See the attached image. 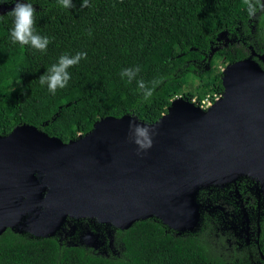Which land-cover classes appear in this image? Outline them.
I'll list each match as a JSON object with an SVG mask.
<instances>
[{
	"label": "trees",
	"instance_id": "trees-1",
	"mask_svg": "<svg viewBox=\"0 0 264 264\" xmlns=\"http://www.w3.org/2000/svg\"><path fill=\"white\" fill-rule=\"evenodd\" d=\"M24 2L36 9V33L50 43L43 53L12 43L16 0H0V136L30 126L68 142L100 118L131 115L152 124L176 97L200 105L223 93L213 51L222 50L227 64L250 58L262 65L264 58V10L249 16L244 0H88V7L72 0L71 8L59 0ZM78 52L87 58L68 69L67 87L52 94L41 85L39 77L62 55ZM137 67L136 80L121 77ZM140 79L149 87L159 80L148 101L137 87ZM236 181L252 187L251 198L259 192L250 205L257 231L255 245L229 258L214 253L202 235L212 222L205 213L193 232H174L154 219L117 229L119 257L60 244L23 222L0 234V264H264V187L247 176ZM212 192L203 193L209 209Z\"/></svg>",
	"mask_w": 264,
	"mask_h": 264
},
{
	"label": "water",
	"instance_id": "water-1",
	"mask_svg": "<svg viewBox=\"0 0 264 264\" xmlns=\"http://www.w3.org/2000/svg\"><path fill=\"white\" fill-rule=\"evenodd\" d=\"M221 84L223 94L205 110L180 96L153 124L130 115L106 117L89 136L69 143L16 127L0 138V234L19 221L9 214H16L12 200L24 189L32 191L16 210L44 205L47 232L36 230L47 236L66 216L95 217L125 230L155 215L177 232L193 231L198 187L223 186L241 176L264 187V70L245 58L227 66ZM130 120L156 131L153 146L140 154L128 140ZM18 128L25 135L16 136ZM37 170L47 187L43 201ZM168 196L176 205L161 209Z\"/></svg>",
	"mask_w": 264,
	"mask_h": 264
},
{
	"label": "rangeland",
	"instance_id": "rangeland-1",
	"mask_svg": "<svg viewBox=\"0 0 264 264\" xmlns=\"http://www.w3.org/2000/svg\"><path fill=\"white\" fill-rule=\"evenodd\" d=\"M4 10L1 7L0 14ZM223 54L222 50L217 49L211 55L217 69L221 72L229 65L224 62ZM251 188L248 185H241V181L236 180L232 182L229 188L221 186L218 189L220 195L218 194L214 198L211 208L203 212L208 215L217 209V213L210 214L212 222L203 229L202 235L205 236L214 253L219 256L229 258L236 253L243 252L247 246H252L255 242L257 227L250 205L256 206V198L259 192L253 195L256 198H251L249 191ZM255 190L257 191V189ZM62 224L54 232L60 231L63 228ZM65 228L67 231L58 236L60 240L72 232V228ZM91 232L84 226L79 228L77 243L73 245L88 247L104 257H119L121 255V249L111 230L105 233L104 238L95 232Z\"/></svg>",
	"mask_w": 264,
	"mask_h": 264
},
{
	"label": "clouds",
	"instance_id": "clouds-1",
	"mask_svg": "<svg viewBox=\"0 0 264 264\" xmlns=\"http://www.w3.org/2000/svg\"><path fill=\"white\" fill-rule=\"evenodd\" d=\"M63 8L73 7L72 0H59ZM245 10L249 16H255L258 10H264V0H244ZM88 0H82L81 7H88ZM14 18V26L10 32L12 43H18L22 46H31L32 48L45 52L50 43L48 37H42L35 30L36 9L30 3L24 0H16L10 13ZM91 35V33H89ZM87 58L86 52H78L75 55H62L56 64H53L48 72L39 77L41 85H47L48 90L55 94L58 89L67 87L71 79L68 69L80 63ZM140 69L128 68L121 72V77H127L129 83L136 80ZM137 87L142 91L143 100L148 101L152 95L155 86L159 80L152 81V87H149L143 79L137 80ZM156 131L153 128L140 125L133 120L128 124V140L137 147V154L147 151L153 146V138Z\"/></svg>",
	"mask_w": 264,
	"mask_h": 264
},
{
	"label": "flooded vegetation",
	"instance_id": "flooded-vegetation-1",
	"mask_svg": "<svg viewBox=\"0 0 264 264\" xmlns=\"http://www.w3.org/2000/svg\"><path fill=\"white\" fill-rule=\"evenodd\" d=\"M262 65H259V67L264 70V58H262ZM223 94V93H222ZM221 94V95H222ZM220 95V96H221ZM183 98V97H182ZM185 101H188L187 99L183 98ZM194 105H196L197 107H199L201 110H205L201 103L200 105L196 104L195 101H188ZM166 113L162 114L165 115ZM131 116V115H130ZM132 117V116H131ZM134 117V116H133ZM136 118V117H135ZM104 119V118H100L98 120H96L92 126H91V129L89 131H87L86 133H79L75 139L73 140H70L68 142H63V143H69V142H72V141H76L78 139H81V138H85L87 136H89L94 130H95V126H97L98 124H100L101 120ZM160 119V118H159ZM158 119V120H159ZM157 120V121H158ZM155 123V122H154ZM153 124V123H152ZM150 125V124H148ZM16 127H14L7 135H2L0 136V138H6L8 137L9 135H11V133L13 132V130L15 129ZM20 130H18V133L16 136H19L21 133L23 135L24 134V131L22 130V128H18ZM38 131V130H37ZM40 132V131H39ZM23 137V136H22ZM50 137V136H49ZM57 138V137H55ZM33 176L35 177V179L37 181L40 182V185H41V201L44 200L45 198V194L47 192V187L42 184L43 183V174H42V171L40 170H37ZM258 183V182H256ZM224 186V185H223ZM211 187H216V185H210V186H207V187H198V189L196 190L195 194H194V197H193V201L195 203V205L197 206V211H198V220H197V224L195 226V228L193 229V231L196 229V227L198 226V224L200 223V220H201V216L204 214V210H207L209 209V199L207 197H204L203 196V193L206 192L207 190L209 191H212V202L214 201V198L220 193L218 192V189L220 188H215V189H211ZM217 187H220V186H217ZM215 190V191H214ZM32 189L28 190V189H24L22 191H20L18 193V195L14 198V200H12V206L10 208V210L12 211H15L16 214H9L10 216V219L13 221V220H17V217H19V221L17 222L16 225H14L13 227H6L5 230L9 229V230H13L17 227H19L18 225H20L21 223L23 224V222H25L26 224H29L31 227H34L35 229H38L40 231H44V232H47L46 230V227L44 225H42L44 223V221H42L43 219V215H44V210L46 209L44 205L42 204H39L37 207H35L33 210L31 211H26V212H18L16 210L17 207H21L25 204V200L27 197H29V194L31 193ZM146 192V191H144ZM143 192V193H144ZM163 201L162 203L159 204V206L161 207V209H165L167 207H170V204L171 203H175L174 199L172 198V196H168V197H164L162 198ZM205 201V202H204ZM259 201V196L256 198V203H258ZM176 205V203L174 204ZM20 210V209H19ZM21 211V210H20ZM215 213H217V209L215 211H212V214L211 215H214ZM212 218V217H211ZM147 219H154V220H158L161 222L162 225L166 226L167 228L171 229L172 231L174 232H177L175 231L174 229H172L171 227L167 226L166 224L163 223V221L161 220V218L155 216V215H152L150 216L149 218ZM146 220V219H145ZM64 224H62L63 228L60 230V231H57V232H54V238L60 243V244H63V245H66V246H74L73 244H76L77 243V238H78V234H79V228H82L83 226L86 227L89 231H92L91 233L95 232L97 233L101 238H104L105 236V233H107L109 230H111L113 232V234L115 235L116 233V230L117 228H115L112 224L110 223H101L99 222L95 217H85V218H74V217H69V216H66L65 220H64ZM65 227H69V228H72V232L69 236H63L62 237V240H60L58 238V236H60L61 233L67 231V228ZM59 230V229H58ZM119 230V229H118ZM193 231H187V232H193ZM79 246V245H78ZM83 247V246H82ZM85 248H88V247H85ZM95 252V251H94ZM96 253V252H95ZM97 254V253H96Z\"/></svg>",
	"mask_w": 264,
	"mask_h": 264
},
{
	"label": "built area",
	"instance_id": "built-area-1",
	"mask_svg": "<svg viewBox=\"0 0 264 264\" xmlns=\"http://www.w3.org/2000/svg\"><path fill=\"white\" fill-rule=\"evenodd\" d=\"M219 95H214L213 101L210 100L209 98H205L201 101V105L204 109L209 108L216 100L219 99Z\"/></svg>",
	"mask_w": 264,
	"mask_h": 264
}]
</instances>
